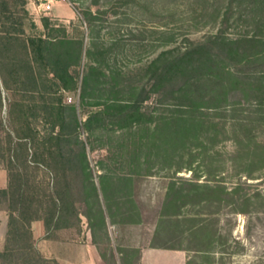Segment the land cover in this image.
<instances>
[{"label": "rangeland", "instance_id": "rangeland-1", "mask_svg": "<svg viewBox=\"0 0 264 264\" xmlns=\"http://www.w3.org/2000/svg\"><path fill=\"white\" fill-rule=\"evenodd\" d=\"M263 6L264 0H0V170L9 178L7 194L0 195V216L25 206L18 202L23 191L36 193L39 202L32 210L39 216L53 211L50 200L65 182L55 163L56 143L49 138L58 133L63 115L70 121L63 133H74L76 148L84 145L99 199L87 186L79 189L77 208L90 222L82 215L78 221L63 216L51 224L49 237L76 246L90 243L104 264H137L140 250L149 246L182 249L189 255L187 264H264V213L234 214L230 206L223 207L220 193L200 185L210 180L231 189L239 168L254 162L244 155L245 140L229 125L239 112H207L205 123L196 113V121L187 116L186 125H175L180 112H164L157 96H151L136 119L111 111L85 125L113 97L112 86L123 90L119 100H132V89L145 84L143 69L167 47L212 35L226 41L264 38ZM46 37L82 44L80 61L73 59L69 69L74 80L67 90L27 48L29 40ZM115 43L111 54L99 57L101 48ZM224 56L186 79H223L230 83L228 90H236L210 104L243 103L242 88L224 74L234 62L223 61ZM90 64L105 72L120 70L125 77L89 82V94L82 98L81 79ZM26 136V148L19 146ZM257 141L264 142V132ZM25 153L40 165L25 164ZM254 175L263 177L264 171ZM246 182L248 192L258 188L264 194L260 179Z\"/></svg>", "mask_w": 264, "mask_h": 264}, {"label": "trees", "instance_id": "trees-1", "mask_svg": "<svg viewBox=\"0 0 264 264\" xmlns=\"http://www.w3.org/2000/svg\"><path fill=\"white\" fill-rule=\"evenodd\" d=\"M262 9L264 10V6ZM169 43H173V41L171 40ZM117 45L119 44L115 43L112 46L101 48L99 57L105 58L112 53V49ZM27 48H29L32 57L38 59L48 69V73L60 85L62 90L69 89L74 80L69 73L71 63H73V59L77 62L80 61L82 56L83 49L80 42L46 37L29 40ZM215 49L218 52H214ZM90 54L91 52L88 51L87 55ZM221 54L226 55L223 61L227 58L232 63L234 62L232 66L234 69H227L224 74L231 78L234 87L240 85L242 88V92L245 93L246 97L243 103L237 102L229 105L226 102H219L216 105L210 104L213 100L219 101L222 96L226 99L230 91L236 90L235 88L228 90L230 83L226 84L223 79L221 81L207 78V80L198 79L193 82L186 79L188 73L201 72L202 67L215 62ZM236 59H238V62H235ZM106 69L107 72L101 68H95L92 64L88 66L86 74L81 79L82 98L89 94V82L93 81L98 85L105 79L125 77V73L120 70ZM143 73H145V84L132 89L134 94L132 100L125 102L119 100L117 93L119 90H123H118L112 86L111 93H113V97L106 99L101 104L102 108H99L87 118L85 125L87 126L93 119L99 120L111 111L118 113L119 116L125 114V117L130 120L136 119L137 116L141 115V106L151 96H157L158 105L165 108L164 112H180V115L172 121V123H176L175 125H186L188 119L185 117L187 116L189 118L191 116L196 121V113L199 121L205 123L204 117L208 118L207 112L218 113L222 110L225 113L233 112V114L239 112L241 116L229 118L231 120L229 125L232 130H237L242 139L245 140L247 146L245 152H247L244 154L239 149L236 152L238 154L243 153L249 160L259 162V166L252 168L254 166L251 165L254 162L251 164L249 162L248 165L240 167L238 182L231 189L219 182L211 184L210 180H206L200 185L208 191L220 193L223 207L230 206V210L234 214L251 216L264 213V194L258 188L254 192H248L246 189L248 186L246 181L248 180L260 179L259 183L264 186V176L256 178L254 175L255 172L261 173L264 171V142L259 143L257 141V134L264 132V38L253 35L226 41L220 36L212 35L208 36L205 41L186 39L184 42L161 50L143 69ZM180 79L183 80L178 85H174V82ZM209 80L211 83H209ZM59 119L57 125L59 131L51 136L49 140L56 143L54 158L65 182L64 189L61 192L54 193L53 200H50L51 210L53 211H49L46 217H41L32 210V205L37 201L39 202L35 198V192L32 191L30 194L23 191L19 194L18 202L25 206L20 210L15 208L8 216V230L4 251L0 252V264H58L55 259L46 258L37 251L30 229L32 221L41 220L44 223L46 237H49L51 224L57 219H62L63 216L75 217L78 221L80 215H82L88 223L90 222L88 214L80 212L77 208L76 197L79 195V189L81 190L82 187L87 186L98 202V190L92 179L84 145L80 144V147L76 148L79 142L75 138L74 143H72V139L75 137L74 133L64 134L62 131L64 125L70 122L69 119L63 115ZM27 138L28 136L20 138L18 145L26 148ZM23 140L25 141L23 142ZM251 144H255V146L250 147ZM33 156V154L25 153V164L40 165V162L33 160ZM55 177L58 178L57 175ZM243 177H245L244 180H242ZM79 179H82L81 181L84 179L83 185L78 184ZM24 184L28 187L27 181ZM8 188L9 178L7 188L0 190V195L5 196ZM28 188L30 189V187ZM97 207L98 217L101 223L104 224L106 221L104 210L100 204ZM20 222L23 223V227H19ZM227 241L226 238L223 239V244L225 245Z\"/></svg>", "mask_w": 264, "mask_h": 264}, {"label": "crops", "instance_id": "crops-1", "mask_svg": "<svg viewBox=\"0 0 264 264\" xmlns=\"http://www.w3.org/2000/svg\"><path fill=\"white\" fill-rule=\"evenodd\" d=\"M7 186L8 174L0 170V190L6 189ZM30 229L37 251L46 258L55 259L58 264H104L96 248L90 243L76 246L64 242L60 238L46 237L45 226L41 220L32 221ZM7 230L8 216L4 212V215L0 216V250L5 247ZM42 247L49 248V253L42 251ZM188 260V253L183 250H168L149 246L140 250L137 264H187Z\"/></svg>", "mask_w": 264, "mask_h": 264}, {"label": "built area", "instance_id": "built-area-1", "mask_svg": "<svg viewBox=\"0 0 264 264\" xmlns=\"http://www.w3.org/2000/svg\"><path fill=\"white\" fill-rule=\"evenodd\" d=\"M46 9H50V6H49V5H47V6H46Z\"/></svg>", "mask_w": 264, "mask_h": 264}]
</instances>
